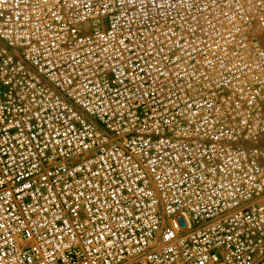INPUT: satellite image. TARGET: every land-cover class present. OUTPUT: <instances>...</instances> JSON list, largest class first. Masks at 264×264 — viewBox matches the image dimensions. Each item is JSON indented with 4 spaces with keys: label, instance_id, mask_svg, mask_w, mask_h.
I'll return each instance as SVG.
<instances>
[{
    "label": "built area",
    "instance_id": "2783aa9c",
    "mask_svg": "<svg viewBox=\"0 0 264 264\" xmlns=\"http://www.w3.org/2000/svg\"><path fill=\"white\" fill-rule=\"evenodd\" d=\"M0 264H264V0H0Z\"/></svg>",
    "mask_w": 264,
    "mask_h": 264
}]
</instances>
